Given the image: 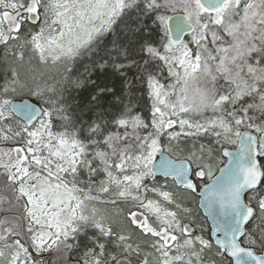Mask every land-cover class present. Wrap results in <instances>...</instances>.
I'll return each mask as SVG.
<instances>
[{
    "label": "snow or ice",
    "instance_id": "1",
    "mask_svg": "<svg viewBox=\"0 0 264 264\" xmlns=\"http://www.w3.org/2000/svg\"><path fill=\"white\" fill-rule=\"evenodd\" d=\"M0 264H264V0H0Z\"/></svg>",
    "mask_w": 264,
    "mask_h": 264
}]
</instances>
